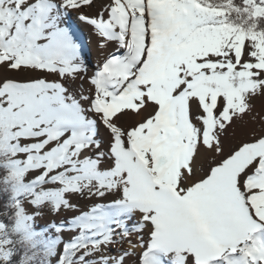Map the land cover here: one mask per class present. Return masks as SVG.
<instances>
[{
	"label": "snow or ice",
	"instance_id": "snow-or-ice-1",
	"mask_svg": "<svg viewBox=\"0 0 264 264\" xmlns=\"http://www.w3.org/2000/svg\"><path fill=\"white\" fill-rule=\"evenodd\" d=\"M0 264H264V0H0Z\"/></svg>",
	"mask_w": 264,
	"mask_h": 264
},
{
	"label": "bare ground",
	"instance_id": "bare-ground-1",
	"mask_svg": "<svg viewBox=\"0 0 264 264\" xmlns=\"http://www.w3.org/2000/svg\"><path fill=\"white\" fill-rule=\"evenodd\" d=\"M89 47L91 49L92 56L95 57V55H96V48H95V39L94 38H92V42L89 45Z\"/></svg>",
	"mask_w": 264,
	"mask_h": 264
}]
</instances>
